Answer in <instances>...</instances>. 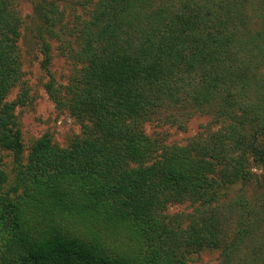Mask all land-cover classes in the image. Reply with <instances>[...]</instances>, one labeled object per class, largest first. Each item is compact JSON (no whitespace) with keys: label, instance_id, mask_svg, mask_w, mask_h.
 Segmentation results:
<instances>
[{"label":"trees","instance_id":"trees-1","mask_svg":"<svg viewBox=\"0 0 264 264\" xmlns=\"http://www.w3.org/2000/svg\"><path fill=\"white\" fill-rule=\"evenodd\" d=\"M43 1L57 26V0ZM87 1L76 53L84 87L70 109L112 143L63 150L45 135L9 190L0 156V264H189L187 249L204 247L233 262L228 219L212 206L220 187L249 175V157L264 170V0L258 28L250 0ZM16 6L0 0V101L19 74ZM15 105L0 109V149L19 153ZM197 113L220 128L185 147L143 131L153 119L182 128ZM259 181L264 192V173ZM185 201L197 206L190 224L169 229L161 212ZM246 219L232 232L240 240L254 227ZM262 245L254 264H264Z\"/></svg>","mask_w":264,"mask_h":264},{"label":"rangeland","instance_id":"rangeland-1","mask_svg":"<svg viewBox=\"0 0 264 264\" xmlns=\"http://www.w3.org/2000/svg\"><path fill=\"white\" fill-rule=\"evenodd\" d=\"M250 2L249 14L253 18V25L258 28L263 14L261 3L260 0ZM16 4L21 23L16 42L19 74L13 87L0 101V109L6 104H16L13 115L20 132L21 150L16 153L0 149L2 167L9 178L6 190L15 185L17 173L29 163L34 143L45 135H49L52 143L63 150L85 143L99 146L112 143L97 130L89 115L74 113L70 109V103L84 87L82 77L85 64L76 59L78 34L90 20L95 3L57 0L61 21L55 27L46 24L48 4L43 0H16ZM261 74L264 76V69ZM219 128L210 116L197 113L189 120L185 119L182 128L153 119L144 124L143 131L152 142L161 146L185 147L194 140L210 137ZM249 163V175L233 185L220 187L217 201L212 206L227 217L223 236L228 238L232 248L238 249L234 261L229 264H254L264 243L261 233L264 230V209L261 208L264 205V192L259 181L264 170L252 157H249ZM17 195L12 193L13 197ZM195 208L197 206L190 202H175L167 204L161 213L169 229L180 231L187 229L190 224L188 217ZM245 218L254 227L247 237L240 240L232 232L238 227V221ZM256 220L263 225L256 226ZM222 249H187L185 259L189 264H227ZM232 255L234 253H230V258Z\"/></svg>","mask_w":264,"mask_h":264}]
</instances>
